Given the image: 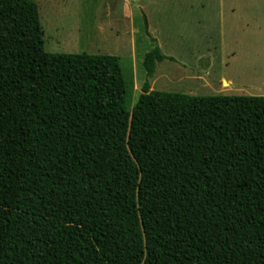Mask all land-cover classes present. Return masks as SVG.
Masks as SVG:
<instances>
[{"label": "trees", "instance_id": "obj_1", "mask_svg": "<svg viewBox=\"0 0 264 264\" xmlns=\"http://www.w3.org/2000/svg\"><path fill=\"white\" fill-rule=\"evenodd\" d=\"M145 23L147 21L145 19ZM0 0V264H264V96L133 87Z\"/></svg>", "mask_w": 264, "mask_h": 264}, {"label": "rangeland", "instance_id": "obj_2", "mask_svg": "<svg viewBox=\"0 0 264 264\" xmlns=\"http://www.w3.org/2000/svg\"><path fill=\"white\" fill-rule=\"evenodd\" d=\"M33 1L47 52L120 58L132 107L147 80L144 57L157 46L169 58L152 90L264 96V0Z\"/></svg>", "mask_w": 264, "mask_h": 264}, {"label": "water", "instance_id": "obj_3", "mask_svg": "<svg viewBox=\"0 0 264 264\" xmlns=\"http://www.w3.org/2000/svg\"><path fill=\"white\" fill-rule=\"evenodd\" d=\"M131 3L135 4L138 0H129Z\"/></svg>", "mask_w": 264, "mask_h": 264}, {"label": "crops", "instance_id": "obj_4", "mask_svg": "<svg viewBox=\"0 0 264 264\" xmlns=\"http://www.w3.org/2000/svg\"><path fill=\"white\" fill-rule=\"evenodd\" d=\"M224 82H226V80H224Z\"/></svg>", "mask_w": 264, "mask_h": 264}]
</instances>
